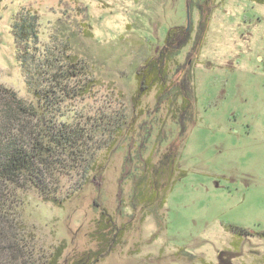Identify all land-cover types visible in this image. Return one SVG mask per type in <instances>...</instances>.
<instances>
[{"label":"rangeland","instance_id":"rangeland-1","mask_svg":"<svg viewBox=\"0 0 264 264\" xmlns=\"http://www.w3.org/2000/svg\"><path fill=\"white\" fill-rule=\"evenodd\" d=\"M28 10L43 46L69 42L100 79L70 103L69 121L124 108L131 131L63 205L29 190L17 211L0 208V264H47L59 246V264H71L100 248L104 209L127 230L96 264H264V0H0V144L14 132L29 141L20 104L31 95L11 28ZM181 27L184 44L168 46L173 87L136 98L139 67ZM169 151L172 179L138 192Z\"/></svg>","mask_w":264,"mask_h":264},{"label":"trees","instance_id":"trees-1","mask_svg":"<svg viewBox=\"0 0 264 264\" xmlns=\"http://www.w3.org/2000/svg\"><path fill=\"white\" fill-rule=\"evenodd\" d=\"M39 22L36 13L28 10L15 17L11 26L17 47V61L31 95L29 103L20 104L23 112L31 118L28 123L31 130L25 134L29 141L15 132L7 134L5 139L1 137L0 189L4 188L5 193H1L0 200L6 202L0 208L13 212L19 206L17 194L29 190L37 191L46 202L60 206L66 203L95 174L103 171L101 158L108 160L131 131L128 113L124 108L116 113L99 110L94 117L69 121L70 103L90 95L100 84V79L86 60L72 52L69 42L60 41L53 46H43ZM175 30L168 32L166 47L179 40V46H182L186 41V28L181 27L180 37L174 35ZM166 47L139 67L136 98L154 88L160 97L173 87L174 83H168V67L176 51ZM161 160L157 169L152 170L147 165L146 173L140 175L136 184L138 192L148 181L156 186L166 177L168 182L172 179L177 153L169 151ZM2 213L0 210V215ZM2 225L0 229H3ZM229 229L240 235L250 234L239 227L231 226ZM126 230L124 224L117 225L113 216L104 209L93 235V239L101 243L100 248L89 250L71 264H96L111 250L110 246H116L114 243L123 238ZM0 234L5 235L3 232ZM64 248L59 246L47 264H59Z\"/></svg>","mask_w":264,"mask_h":264}]
</instances>
